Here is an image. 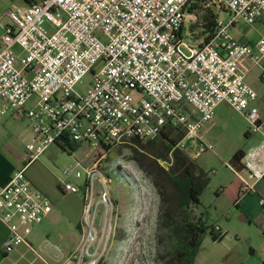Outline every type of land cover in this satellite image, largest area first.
<instances>
[{
    "label": "built area",
    "instance_id": "built-area-1",
    "mask_svg": "<svg viewBox=\"0 0 264 264\" xmlns=\"http://www.w3.org/2000/svg\"><path fill=\"white\" fill-rule=\"evenodd\" d=\"M198 1L33 0L22 11L5 12L9 22L0 23V116L11 112L24 117L32 136L25 144L26 162L0 189V219L9 229L3 252L25 242L32 225L51 211V201L31 186L25 170L58 141L107 151L133 140H154L170 127L182 133L180 148L188 150L183 141H191L199 144V154L213 148L201 140L202 125L218 103L226 102L245 117L250 132L263 134L260 144L243 156L251 182L241 192L254 190L264 177V120L255 104L257 92L245 81L239 62L249 58L264 80V37L253 47L238 42L229 27L238 19L252 24L263 17L264 0H203L230 17L226 22L216 17L207 37L191 44L183 26L187 17L197 19V9L188 11L187 6ZM88 73L90 85L78 92L76 86ZM103 156L89 166L76 161L79 168L65 169L58 180L62 192L82 198V235L74 264H96L113 233L118 205L108 190L111 178L99 163ZM171 162L172 152L168 162L160 161ZM258 203L264 212V197ZM213 231L222 235L216 224Z\"/></svg>",
    "mask_w": 264,
    "mask_h": 264
},
{
    "label": "rangeland",
    "instance_id": "rangeland-1",
    "mask_svg": "<svg viewBox=\"0 0 264 264\" xmlns=\"http://www.w3.org/2000/svg\"><path fill=\"white\" fill-rule=\"evenodd\" d=\"M205 3L203 0L196 2L198 5L196 8L197 19L193 21L191 17H187L183 26L184 37L191 44H198L209 33L203 25L205 22L204 13L213 14L223 22H226L230 17L228 11H216L212 5H205ZM9 5L11 6L12 3ZM44 26L50 29L47 22H44ZM229 30L230 32L232 30L233 33L239 31L241 33L240 41H248L251 45H255L261 37H264V16L252 24L238 19L234 25L229 27ZM260 63L264 66L263 60ZM257 67H254L246 75L245 81L261 91L264 88V81L259 78L261 70L259 66ZM30 76L31 74L28 77ZM91 80L92 74L88 73L76 86V90L83 92L90 85ZM224 114L233 120L240 117L238 112L231 107H226ZM233 133L234 130L217 127L205 136L204 142L212 144L213 148H225L228 144L233 145L237 137L236 133H234L235 137ZM168 137L177 142L182 137V133L172 130ZM238 139L244 140V135L238 136ZM167 143L170 144L167 139L159 136L152 143H137L133 140L126 144L113 146L108 151H102L104 156L99 163L104 172L111 178L108 190L117 202L118 212L113 233L110 235L104 253L96 264H177L171 255L174 253V249L179 246V241L184 239L181 228L184 223L181 219L182 216L189 222H195L200 215L205 220L207 228L201 237L198 251L200 250L203 254L209 252L211 256L216 257L219 256V251H227V241L224 244L213 243L214 240L209 233V229L215 224L219 226V223L227 222L232 209L226 201L216 200L213 192L217 181L216 171L220 166L218 159L213 150L202 151L195 156V151L200 147L193 145L196 150L191 155V159L204 171L208 181L201 195L202 202L198 203L197 207L190 203L186 205L184 211L178 212L176 200L179 197V192L166 173L167 170H170V166L160 163L162 160L168 162ZM183 144L185 145L186 142L183 141ZM55 146L56 149L50 155L43 156L44 164L39 174L40 179L48 183L55 178L58 184V180L62 178L63 172L67 168L73 171L78 169L76 161H79L83 166H89L92 159L97 158V151L88 143L79 144L74 149H62L59 145ZM155 153L164 155L154 156ZM178 176L181 181V175ZM70 179L76 181L74 178ZM31 186L34 187L32 184ZM55 190L61 194L57 187ZM162 197H164L163 204L171 214V216L169 215L170 218H164L160 214ZM62 198L64 201L74 204V211L77 215L76 205L79 195L64 193ZM61 223V231L68 238L58 243H69L71 249L77 252L82 235L80 226L67 221L64 222V220ZM50 235L49 243L58 239V234L54 231ZM43 238H45L44 235ZM46 243L47 241L43 242L41 250H51L54 253L55 251L48 249L50 247Z\"/></svg>",
    "mask_w": 264,
    "mask_h": 264
},
{
    "label": "crops",
    "instance_id": "crops-1",
    "mask_svg": "<svg viewBox=\"0 0 264 264\" xmlns=\"http://www.w3.org/2000/svg\"><path fill=\"white\" fill-rule=\"evenodd\" d=\"M32 1L33 0H0V23L6 24L9 22V19L5 15L7 10L22 11L26 9ZM11 3L12 5L10 6L9 4ZM1 31L2 29L0 27V34ZM231 34L238 42L251 45L248 41H240L241 33L239 31L233 33L231 30ZM251 46L254 47L255 45ZM261 60L264 62V56ZM254 67L257 66L247 57L242 58L239 62V68L243 71L245 77ZM251 87L257 92L255 104L259 109L260 120L262 121L264 120V88L259 91V89H256L252 84ZM226 107L231 106L226 102H220L215 106L213 117L202 125L199 135L204 142L205 136L208 135L212 129L217 127L234 130V133L237 135L233 145L226 144L227 146H225V148L218 147L211 149L220 165L216 171L217 181L213 191L215 199L222 200V202L226 201L227 204L232 207L230 210L231 215L227 222L219 223V227L222 231L221 239L214 240L213 243L224 244V242L227 241V251H219V256L216 257L211 256L209 252L203 254L199 250L195 256L194 264H260L264 259V212L258 201L260 197H264V177L255 183L253 191L243 193L241 192L242 185L251 182V180L248 178L245 171L241 173L236 172L229 164V160L236 150L241 149L246 153L259 145L263 139V134L260 131L250 132L247 126V120L239 112L238 114L240 117L235 118V120L227 117L224 114V109ZM189 109L192 108L189 106ZM172 130L174 129L168 127L163 134L169 136ZM261 131L264 132V125L261 126ZM234 133L233 135L235 137ZM243 135L244 140L241 141L238 139V136ZM31 136L32 132L30 126L24 117L15 116L11 112L0 116V189L6 184L10 174L26 162L25 144L29 141ZM178 141L172 149L169 150V153L172 152V162L169 166L173 163L174 148L183 150L192 158L191 155L194 150H196V148H193V145H199L193 144L191 141H186V146L190 149L187 150L180 148L177 145ZM55 145L58 144H51L38 159L30 162L25 170L29 182L51 201V211L40 223L32 225L31 232L26 236L25 242H22L8 253L3 252L2 244L9 233V229L0 219V264H74V250L71 249L69 243L60 244L58 242L68 238L61 231L60 225L62 224V220L80 226V210H82L81 195L78 194L79 199L78 202L76 201V215L74 204H70L63 200L62 196H64L66 192H62L58 188L57 179L53 178L48 183L39 177L41 168L44 164L43 156L46 157L50 155V153L56 149ZM48 150L50 152H47ZM205 151L206 150L203 152ZM194 155L196 156L198 154ZM158 160L160 159L158 158ZM196 166L201 169L198 164H196ZM55 187L61 191H59L61 194L56 192ZM202 192L203 190L198 197L199 203L202 202ZM52 231L58 234V239L49 243L50 233H52ZM43 235L45 238H43ZM44 241H47L48 247H50L48 249H52L55 251L54 253L51 250H41ZM54 245H57L59 250H56ZM223 260H225V262H223Z\"/></svg>",
    "mask_w": 264,
    "mask_h": 264
},
{
    "label": "trees",
    "instance_id": "trees-1",
    "mask_svg": "<svg viewBox=\"0 0 264 264\" xmlns=\"http://www.w3.org/2000/svg\"><path fill=\"white\" fill-rule=\"evenodd\" d=\"M198 5L196 2L190 3L187 6V10L191 11L196 9ZM204 28L207 32H211L216 24V16L213 14H203ZM207 37V36H206ZM205 37V38H206ZM204 38V39H205ZM160 137L167 139L170 144L167 143L166 149L167 151L171 150L172 147L176 144L172 138H169L166 134H160ZM137 143L148 142L152 143L153 140L144 141V140H134ZM62 149H74L79 144L71 142L69 140H63L56 142ZM171 145V147H170ZM101 148H108V147H101ZM97 155L102 154V150H96ZM108 151V150H107ZM156 155H164L162 153H155ZM243 156L244 152L241 149L236 150L229 160V164L233 167L236 172H244V165H243ZM169 175V179L171 180L172 184L179 192V197L177 201V208L178 212L184 211L186 205L192 203L193 205H197L199 203V195L201 191L207 184L208 177L207 175L199 169L196 164L193 162L190 156H188L183 150L178 148L173 149V163L170 166V170L166 172ZM181 175V182L179 180V176ZM181 182V183H180ZM161 192V190H159ZM164 203V197H162L160 203V214L165 218H170L168 209L166 208ZM172 211V209H171ZM182 216V213H180ZM163 218V220H164ZM182 224L181 228L184 233V239L179 241V246L174 249V253H172L171 257L177 261V264H193L194 258L198 252V248L201 242V237L206 231V224L205 220L202 216H198V219L195 222H189L182 216ZM209 233L213 240L221 239L217 237L215 232L213 231V226L209 229Z\"/></svg>",
    "mask_w": 264,
    "mask_h": 264
}]
</instances>
